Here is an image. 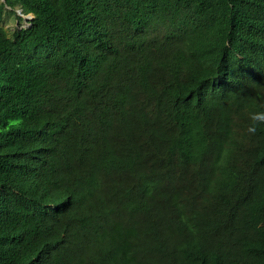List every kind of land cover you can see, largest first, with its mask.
Wrapping results in <instances>:
<instances>
[{"label": "trees", "instance_id": "trees-1", "mask_svg": "<svg viewBox=\"0 0 264 264\" xmlns=\"http://www.w3.org/2000/svg\"><path fill=\"white\" fill-rule=\"evenodd\" d=\"M0 264H264V0H0Z\"/></svg>", "mask_w": 264, "mask_h": 264}, {"label": "rangeland", "instance_id": "rangeland-1", "mask_svg": "<svg viewBox=\"0 0 264 264\" xmlns=\"http://www.w3.org/2000/svg\"><path fill=\"white\" fill-rule=\"evenodd\" d=\"M7 11H9V9H5ZM15 15L17 16H21V14L19 13V10H15ZM23 21L19 24L18 21L15 19L14 14H8V13H4L3 15V26L5 27V29L8 31L9 35H11V33L15 30V28L17 29H21V28H26L28 27V21L30 20V16H23Z\"/></svg>", "mask_w": 264, "mask_h": 264}, {"label": "water", "instance_id": "water-1", "mask_svg": "<svg viewBox=\"0 0 264 264\" xmlns=\"http://www.w3.org/2000/svg\"><path fill=\"white\" fill-rule=\"evenodd\" d=\"M3 1V0H2ZM19 13H20V11H19ZM21 14V13H20ZM21 16H22V18H23V15L21 14ZM27 16H30V19L32 18V16L31 15H27Z\"/></svg>", "mask_w": 264, "mask_h": 264}, {"label": "bare ground", "instance_id": "bare-ground-1", "mask_svg": "<svg viewBox=\"0 0 264 264\" xmlns=\"http://www.w3.org/2000/svg\"><path fill=\"white\" fill-rule=\"evenodd\" d=\"M208 97V96H207Z\"/></svg>", "mask_w": 264, "mask_h": 264}]
</instances>
